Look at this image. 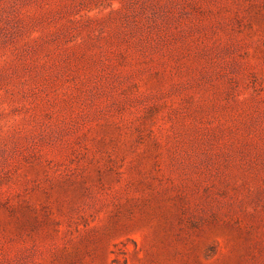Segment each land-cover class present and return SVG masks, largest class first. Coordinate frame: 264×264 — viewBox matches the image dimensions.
I'll list each match as a JSON object with an SVG mask.
<instances>
[{
    "label": "rangeland",
    "instance_id": "rangeland-1",
    "mask_svg": "<svg viewBox=\"0 0 264 264\" xmlns=\"http://www.w3.org/2000/svg\"><path fill=\"white\" fill-rule=\"evenodd\" d=\"M0 264H264V0H0Z\"/></svg>",
    "mask_w": 264,
    "mask_h": 264
}]
</instances>
